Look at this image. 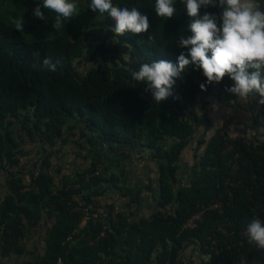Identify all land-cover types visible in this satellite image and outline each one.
Instances as JSON below:
<instances>
[{"label":"trees","instance_id":"1","mask_svg":"<svg viewBox=\"0 0 264 264\" xmlns=\"http://www.w3.org/2000/svg\"><path fill=\"white\" fill-rule=\"evenodd\" d=\"M84 2L87 18L78 15L55 29V14L49 10L42 9L46 22L33 16L42 0H0V162L12 163L20 155L9 130L13 119L21 120L19 130L30 140L39 134L50 146L80 124L100 144L151 150L158 169L156 209L135 219L109 205L116 220L98 238L99 226L91 220L81 224V212L74 205L95 206L101 193L98 185L117 184L114 176L95 173L99 157L94 156L83 173L63 176L56 186L45 156L35 189H25L30 182L24 176L27 172L0 166V171L8 172H0V186L5 174L7 189L0 200L2 253H23L28 228L37 226L44 215L53 223L46 230L44 251L30 264H57L59 259L60 264H183L180 255L189 246L207 257L203 264H264V250L250 244L246 234L253 218L264 221V138L255 136L264 126V105L245 125L254 134L251 140L225 137L226 120L215 125L207 112L214 98L221 103L231 94L226 87L234 82L226 76L202 90L206 77L195 66L177 81L179 100L170 97L155 103L146 85L130 73L156 59L177 63L179 54L187 52L177 43L181 35L191 34L182 0H175L176 12L170 19L156 14L155 0H113L149 17L147 33L124 36L112 31L114 22L107 14L90 9L91 0ZM256 2L264 10V0ZM207 11L218 14L221 9ZM17 19H24V32L16 30ZM86 50H91V65L81 74L75 61ZM48 57L56 64L55 71L44 66ZM200 124L204 130L196 140L195 160L184 183L178 176V160ZM165 140L171 143L164 148ZM227 177L230 195L224 185ZM140 192L137 188L131 199L138 200ZM216 197L222 201L221 210L206 209ZM201 209H205L201 220L193 228H182Z\"/></svg>","mask_w":264,"mask_h":264},{"label":"clouds","instance_id":"2","mask_svg":"<svg viewBox=\"0 0 264 264\" xmlns=\"http://www.w3.org/2000/svg\"><path fill=\"white\" fill-rule=\"evenodd\" d=\"M182 2L189 17L187 30L191 34L181 35L177 43L187 52L179 54L177 63L166 59L142 63L138 70L131 71V78L144 83L153 101L160 104L170 97L180 99L175 92L177 81L189 66H195L206 77V83L200 85L202 90L227 76L234 82L226 87L227 92L240 98L258 95V103L264 105V10L256 0ZM209 7H219L221 11L218 14L208 12ZM42 9L55 14V29L79 14L76 0H42L33 9V16L46 22ZM90 9L102 16L107 14L114 22L112 31L119 36L149 31V17L135 7H121L113 0H91ZM155 12L159 17L172 18L176 12L175 0H155ZM15 28L24 32V19H17ZM43 64L50 71L56 70L50 57L45 58ZM246 234L250 244L264 250V221L253 218L247 224Z\"/></svg>","mask_w":264,"mask_h":264},{"label":"rangeland","instance_id":"3","mask_svg":"<svg viewBox=\"0 0 264 264\" xmlns=\"http://www.w3.org/2000/svg\"><path fill=\"white\" fill-rule=\"evenodd\" d=\"M78 2L82 5L78 15L87 18L89 13L88 7L84 0H76V3ZM2 13L3 10L1 8V17L3 16ZM90 52L91 50H86L80 60L75 61V65L81 74H85L91 65L89 59ZM258 100L259 97L249 96L247 98H240L234 94H230L228 96H223L221 108L217 109L216 112L224 114V111H226L229 115L222 118V120H234L241 123L243 128L249 129V127L245 125L250 123L251 118L260 106ZM213 102L217 105L215 98ZM210 118L212 119V117ZM216 124L217 123H215V125ZM20 125V119H13V124L9 127L12 137L18 143V147L14 149L16 154L25 155L32 161H41L45 156H49L51 162L49 169L54 176L56 186L60 184L63 176L72 178L76 173H83V170L90 165L94 156H97L100 159V162L96 166L98 174L106 178L114 176L117 179L116 185H113L111 181L101 182L98 185L101 193L99 192L100 194L96 196L97 204L107 207L112 205L114 208L116 206L125 213L132 212V214H138L135 206H137V208L139 207L140 195L138 200L135 199V196L131 199V196H126L123 191L132 188V190H134L133 194H135L137 188L146 189V187H148L151 188V190L154 189L153 184H156L155 179L158 169L156 162L150 156L149 150L138 148L129 149L128 147L116 143L100 144L95 140L96 136L89 130L81 129L80 124L72 130H66L63 136L56 140L55 145L50 146L39 134H34V139L30 140L19 130ZM203 130L204 127L201 124L195 129L193 139L188 146L184 148L178 160L180 166L178 176L184 183L188 180L190 168L195 160L193 150L196 146V140L203 133ZM249 130L250 131L247 130L246 138L251 140L254 134L251 129ZM209 132L210 130L207 131V135ZM255 136L264 138V126L259 128ZM170 143L171 140H165L162 142V146L165 148ZM1 171L2 173H8L5 169ZM5 178L6 175L3 174L1 178L2 185L0 186V200L7 191L4 183ZM76 200L80 202V198L77 197ZM151 206L152 204L150 203L149 207ZM45 220L46 217L43 215L40 221ZM26 248H28V246H26ZM40 248V245L38 246L37 244L34 250L40 252ZM116 257H118V255H116ZM34 259L35 256L34 258H29V261H33ZM180 259L183 264L202 263L201 255L195 247H188L183 250Z\"/></svg>","mask_w":264,"mask_h":264},{"label":"built area","instance_id":"4","mask_svg":"<svg viewBox=\"0 0 264 264\" xmlns=\"http://www.w3.org/2000/svg\"><path fill=\"white\" fill-rule=\"evenodd\" d=\"M223 128L226 130L225 137L227 138H235V137H242L246 138L247 130H244L243 127L236 121H224ZM247 139V138H246ZM0 166H3L5 169L11 172H27L29 174L30 182L25 189H35V178L38 177L40 170H41V161L40 160H29L25 155H19L16 158V161L12 163H6L4 160L0 162ZM1 172V171H0ZM98 174V172H95ZM225 190L230 195L229 186L231 185L230 179L227 177L224 180ZM222 208V201L219 197L213 199L212 203L207 206L206 209H216L221 210ZM74 209L81 212V223H85L89 220L93 221V223L99 226V233L98 238H103L105 233L108 229H110V224L116 220V214L114 210H110L107 206L100 207L98 204L95 206L91 205H74ZM205 209H201L188 218L182 225V228H193L197 221L201 220L202 214ZM72 232L68 237L67 240H71ZM9 260V254H3L1 247H0V264H6ZM60 259L58 260L57 264H60Z\"/></svg>","mask_w":264,"mask_h":264},{"label":"crops","instance_id":"5","mask_svg":"<svg viewBox=\"0 0 264 264\" xmlns=\"http://www.w3.org/2000/svg\"><path fill=\"white\" fill-rule=\"evenodd\" d=\"M253 97H255V96H253ZM219 108H221V103L217 102V105L214 103L208 109V113L207 114L209 115V117H212L213 123L219 124V121H221L222 118H225L226 116L229 115L226 111H224V114L223 113H217L216 111ZM210 133H211V130H210L209 134ZM137 148L138 149L149 150V153L151 152V150L148 149V148H140V147H137ZM24 176H25L26 180L29 177L27 173L24 174ZM129 177H128V180H129ZM155 180H156V184H153L154 189L151 190V188H148V187H146V189H141V192L139 194L140 195V197H139V200H140L139 207L137 208V206H135V209H137L138 214L137 213H133L132 214V212L127 213V214L130 215V218L137 219L139 216L148 217L156 209V201H155V199H156V197L159 194L158 173H157V176H156ZM128 190H129L128 192L124 190L123 193L126 194V196L127 195H129V196L133 195V191L134 190H132V188H128ZM150 203L152 204L151 207H149ZM114 209L116 211H120V209L117 208L116 206H115ZM52 223H53V219L46 217V220L45 221H40L37 226H33V227L28 228V232L26 234V237L23 238V241H22L25 244L24 248L26 250L23 253H19V254L18 253L9 254V260L7 261L6 264H30L31 261H29V258H34L35 255L41 254L44 251V247H45L44 239H45V235H46V230ZM81 224H84V223H81ZM37 244H38V246L40 245V247H41L39 249L40 252H36L34 250L35 245H37ZM26 246H28V248H26ZM189 247H193V246H189ZM117 255H118V257H116V261L119 260L120 253L117 254ZM201 259H202V263H199V264H203L204 261L207 260V258L204 255H201Z\"/></svg>","mask_w":264,"mask_h":264}]
</instances>
